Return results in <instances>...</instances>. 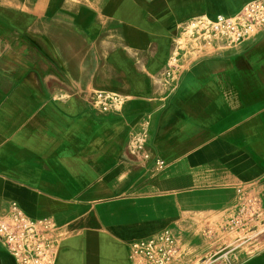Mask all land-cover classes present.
Listing matches in <instances>:
<instances>
[{
    "label": "crops",
    "instance_id": "obj_1",
    "mask_svg": "<svg viewBox=\"0 0 264 264\" xmlns=\"http://www.w3.org/2000/svg\"><path fill=\"white\" fill-rule=\"evenodd\" d=\"M151 1L0 0V216L50 225L54 264H132L165 231L215 250L203 264H264L221 239L253 201L264 214V30L169 63L182 23L256 0ZM96 91L122 111L96 110Z\"/></svg>",
    "mask_w": 264,
    "mask_h": 264
},
{
    "label": "built area",
    "instance_id": "obj_2",
    "mask_svg": "<svg viewBox=\"0 0 264 264\" xmlns=\"http://www.w3.org/2000/svg\"><path fill=\"white\" fill-rule=\"evenodd\" d=\"M263 30L264 0H256L248 4L236 16H218L216 19L194 18L183 24L181 34L183 39H187L188 42L186 45L182 38L180 39L182 42L176 41L173 57L178 59L188 50L198 52L200 48L202 50L204 47H216L220 44L238 46ZM91 101L93 107L102 113L119 112L126 103L123 96L107 91H96ZM147 139L148 132L147 126H145L132 137L131 152L134 155L142 154ZM156 167L161 170L165 167V163L162 160H157ZM252 204L253 206L249 209H245L242 217L231 221V226L228 229L238 230L240 226L247 227L249 225L253 227V223L261 220L264 214L257 209L259 208L258 201L255 200ZM250 232L257 233L258 230L253 227ZM0 238L16 258L18 264H54L57 245L51 226L29 220L17 208L11 209L0 219ZM255 238H252L249 244L253 248L255 243L259 242L258 237ZM221 239L224 241L222 235ZM242 247L245 249V244L241 245L238 240L232 244L224 241L223 245V248L230 249L232 252ZM179 250L178 237L172 231H165L157 237L133 244L132 264H170ZM230 250L224 254L232 253ZM258 251L260 250L253 253Z\"/></svg>",
    "mask_w": 264,
    "mask_h": 264
},
{
    "label": "rangeland",
    "instance_id": "obj_3",
    "mask_svg": "<svg viewBox=\"0 0 264 264\" xmlns=\"http://www.w3.org/2000/svg\"><path fill=\"white\" fill-rule=\"evenodd\" d=\"M152 3H154L155 5L154 8L155 10H157L156 5L160 3V0H152ZM206 16V15H205ZM204 16V17H205ZM209 17V16H208ZM182 23L179 27V30L177 31V37H176V41H180L182 42H187V39H183L182 36V27H183ZM182 38V40H180ZM203 48V47H202ZM188 50L187 53L185 54H181L180 57H178V60L181 58V60L177 61V58L173 57L170 58V62L171 64H178L181 65L182 68L186 67L187 65H189L192 61H194L195 59L207 54V53H213L215 51V48H211V47H204L202 50L200 48V50H198V52L196 51H190ZM122 110H119V112H121ZM108 113V112H107ZM111 113V112H109ZM113 113V112H112ZM199 215V216H198ZM204 215V213H193V225L191 227H189V229H193L195 223L198 222V218L202 217ZM5 216V214L3 216H0V219H2ZM196 217V218H195ZM256 230H258L257 233H251L250 230L253 228L251 227V225L247 226V227H243L240 226V229H235V230H229L227 234L222 235L224 238V241L226 243L232 244L234 241L238 242L240 241V244L243 245L245 244V249L242 247L238 250H236L235 252H233V254L229 255V256H234L237 254V252H244L245 255H249L252 254L254 251L257 250H262L264 249V215L261 217V220H257L256 223H253ZM66 234L64 233V236ZM60 238L61 240L63 239V234H60ZM258 237L259 242H256L253 246H250V240H252V238ZM256 239V238H255ZM59 241V239H58ZM244 241H246V243H244ZM58 242H56L57 245ZM237 243V242H236ZM197 250V251H196ZM230 249H226L223 248V254L226 253L227 251H229ZM196 251V252H195ZM215 250L210 251V255L207 254L205 257H203L202 255L204 254V250L202 249H198L196 247H192L188 242H185V244H183L182 249L180 250V252L177 254L176 259L178 260L177 262H175L174 264H203L202 261H200L202 258L204 259H208V261L211 259V254L214 253ZM231 251V250H230ZM232 252V251H231ZM12 255V254H11ZM13 256V255H12ZM14 257V256H13ZM208 257V258H206ZM218 256H213L212 261L215 263L216 261H219ZM15 258V257H14ZM234 258V257H233ZM0 264H13L12 258L10 256V254L6 251V249L4 248L3 244L0 241Z\"/></svg>",
    "mask_w": 264,
    "mask_h": 264
}]
</instances>
